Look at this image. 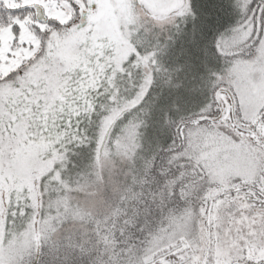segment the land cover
Segmentation results:
<instances>
[{
    "label": "snow or ice",
    "instance_id": "obj_1",
    "mask_svg": "<svg viewBox=\"0 0 264 264\" xmlns=\"http://www.w3.org/2000/svg\"><path fill=\"white\" fill-rule=\"evenodd\" d=\"M231 6L160 109L193 0H0V264H264V0ZM157 111L172 140L148 153Z\"/></svg>",
    "mask_w": 264,
    "mask_h": 264
},
{
    "label": "trees",
    "instance_id": "obj_2",
    "mask_svg": "<svg viewBox=\"0 0 264 264\" xmlns=\"http://www.w3.org/2000/svg\"><path fill=\"white\" fill-rule=\"evenodd\" d=\"M196 1H199L202 4H205V2H207V0H194V2ZM220 6H222V8ZM203 13L205 14V18L208 23L206 25L203 24L202 26H200V29L198 31L201 33V36L198 37L197 42L193 43L192 41L195 36L194 27L193 25H191L190 28H187L185 33L181 34L182 41L179 43L180 47L178 46V44H176L177 46L175 45L170 48V50L172 49L171 52L173 50L176 51L175 54L171 53L170 55L166 56L165 60H163V58L160 59V64L164 68V70H175L178 66L186 64L188 60H191L192 62H196V59H198L199 61L203 60L204 46L206 44H210V42L213 41L220 32L225 31L230 26L234 25L238 20V14L234 11V9L227 8L226 10L221 3L214 4V7L213 5H211V8L203 9ZM187 31L190 32L188 35L186 34ZM156 33H158V31ZM157 35L160 36L161 34H156L154 39H148L146 41V47H150L151 49L157 44H162L167 40V34H162L160 37H157ZM157 38L159 39V41H156ZM187 50L189 51V53H187ZM195 51L197 52V55L195 54ZM209 53H215V49L209 47ZM166 77L160 74V78L157 80L156 85L153 88V92L159 97L158 108L159 103H163L164 100L163 92L160 90V88L162 86V82L166 79ZM167 94L170 97L169 91L166 92V95ZM160 114V111H157L154 114V123L148 129L147 141H151V144H149L147 141L145 144L146 152L148 153L154 151L158 143L166 148L172 140L171 129H166L163 133H160L155 124V121L161 120L158 118L160 117ZM75 152L77 154L72 156V160L75 163V167L72 170L73 177H76L77 175H83L86 171H89L90 165L93 160V153L88 147L77 148L75 149ZM47 261L48 257L44 256L41 257V260L37 262V264H47Z\"/></svg>",
    "mask_w": 264,
    "mask_h": 264
},
{
    "label": "rangeland",
    "instance_id": "obj_3",
    "mask_svg": "<svg viewBox=\"0 0 264 264\" xmlns=\"http://www.w3.org/2000/svg\"><path fill=\"white\" fill-rule=\"evenodd\" d=\"M208 2V3H207ZM207 2H205V4L203 5L201 2H194V0H193V5H194V10L196 11V14H197V20L195 21V22H192L191 20L187 23V25L186 26H184V29H183V32L182 33H185V31L187 30V28H190V26L191 25H193V27H194V38L192 39V41H193V43L194 42H197V40H198V37L199 36H201V33L198 31L199 29H200V26H202L203 24H207L208 22H207V20H206V18H205V14L203 13V9H208V8H211V5H213V7H214V4H219V3H221L223 6H224V8L227 10V8L228 9H233L232 8V6H231V3H232V0H207ZM211 4V5H210ZM221 8H222V6H220ZM235 11V10H234ZM158 30H151V31H149L148 33H147V40L148 39H154L155 38V36H156V34H158V33H156ZM190 32H188L187 31V35L189 34ZM162 35V34H161ZM160 35V36H161ZM159 35H157V37H160ZM184 37H185V35H184ZM184 37H183V41H184ZM156 41H159V39L157 38L156 39ZM167 41V40H166ZM166 41H164V43L166 42ZM182 41V35H180L179 36V39L177 38L176 40H175V42H174V44L171 46V47H173V46H175L176 44H178V46H179V43ZM177 46V45H176ZM170 47V48H171ZM180 47V46H179ZM170 48L166 51V53L164 54V55H162V57L160 58V59H162L163 58V60H165V58H166V56H168V55H170L171 53H174L175 54V52L176 51H172L171 52V50H170ZM142 49V52H144L145 51V48H141ZM140 49V50H141ZM147 49H149L150 50V47H147ZM187 53H189V51L187 50ZM195 54L197 55V52L195 51ZM189 61V60H188ZM187 61V62H188ZM191 61V60H190ZM186 62V63H187ZM194 64H196V65H199L200 64V61L198 60V59H196V62H193ZM213 66H215V67H220V64H218V63H214L213 62ZM174 70H164V68L162 67V71H161V75L162 76H167V74L168 73H170V72H173ZM184 76H185V72H181L180 74H179V77H180V79H183L184 78ZM164 80V79H163ZM165 81V80H164ZM162 82V86H161V88H160V90L163 92V96H164V100H163V103H159V108L160 109H168V108H170L171 107V105L173 104V102H174V100L176 99V96L178 95V92H177V90L176 89H173V88H170V87H168L166 84H165V82ZM167 91H169L170 92V97H169V95L167 94L166 95V92ZM207 92H205L203 95H198L197 96V98L192 102V103H190V104H187L185 107H184V109H183V111H182V113L181 114H183V115H188V114H191V113H193V112H196V111H198L199 110V107H200V105L204 102V100L207 98ZM159 119H161L162 120V113L160 114V117H158ZM221 225H222V228H224V229H232L233 230V235H235L236 233H235V230H236V228L237 227H239L238 225H234V224H232L231 223V221L228 219V218H222V220H221Z\"/></svg>",
    "mask_w": 264,
    "mask_h": 264
}]
</instances>
